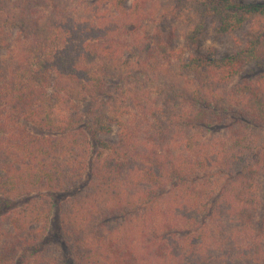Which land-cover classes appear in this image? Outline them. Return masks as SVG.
<instances>
[{
    "label": "trees",
    "instance_id": "trees-1",
    "mask_svg": "<svg viewBox=\"0 0 264 264\" xmlns=\"http://www.w3.org/2000/svg\"><path fill=\"white\" fill-rule=\"evenodd\" d=\"M90 1L0 0V55L8 28L18 30L0 59V195L53 194L89 176L61 212L76 264H264V77L239 94L225 86L264 58V3L187 0L200 16L189 42L207 17L221 32L253 21L246 48L171 71L153 53L136 61L152 69L134 76L114 37L122 26ZM99 1L143 24L139 4ZM115 126L111 143L102 135ZM51 209L33 200L18 209L0 264H61L27 253L44 242ZM42 220L36 233L24 226Z\"/></svg>",
    "mask_w": 264,
    "mask_h": 264
},
{
    "label": "rangeland",
    "instance_id": "rangeland-1",
    "mask_svg": "<svg viewBox=\"0 0 264 264\" xmlns=\"http://www.w3.org/2000/svg\"><path fill=\"white\" fill-rule=\"evenodd\" d=\"M72 1L75 2V0ZM186 1L184 0L178 3V0H126L125 5L128 11L135 9V4H139V18H141L140 20L143 24L137 26V28L127 25L128 23H125L127 21L123 22L120 19L121 17L118 15L111 1H99L96 3V0H91L90 4L92 2H94L93 6L99 4L103 15L111 24L116 22L122 26V29L117 30L118 33L114 37L123 42L122 50L124 58L134 60V65L127 69V72L134 76H136L134 69L139 67L136 61L146 62V56L153 53L155 58L160 61V64L171 71L172 69L178 70L177 66H181L183 61L187 62L191 57L204 56L220 61L223 58L236 55L246 48L255 26L253 21H247L240 27L228 32H221L218 19L207 17L203 22L202 32L197 40L193 43L189 42L187 33L200 21V16L190 10ZM241 1L264 3V0ZM126 20L129 21L128 18ZM111 27L113 28L114 26ZM134 33L135 35H133ZM117 34H120V37ZM17 37V28H8V47L0 55L2 61L5 62L10 59ZM163 48H166V50ZM179 56H183L184 59L179 61ZM139 68L147 71L152 69L147 65L145 67L140 66ZM180 70H182L181 67ZM225 75H229V73ZM262 77H264V58L254 60L250 64H247L241 73L235 75L234 80L225 86H227V92L239 94L242 93V86ZM227 80L230 81L229 78ZM262 133L264 134V129H262ZM119 134L120 127L115 126L111 134L102 135V137L111 143H117ZM88 181L89 176H86L76 187L73 186L66 189V191L53 194L34 193L16 198H8L0 195L1 238L16 231L13 218L18 209L32 200L35 204H47L49 202L50 205L52 204V209L50 213L51 221L46 238L42 244L30 248L27 253L29 254L36 249H40L46 255L58 259L61 264H76L74 242L62 228L61 212L64 201L67 198L87 190ZM262 190L264 194V177H262ZM45 223V220L32 225L28 222L24 226H26L27 231L30 230V232L36 233L42 229Z\"/></svg>",
    "mask_w": 264,
    "mask_h": 264
}]
</instances>
